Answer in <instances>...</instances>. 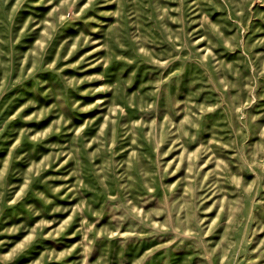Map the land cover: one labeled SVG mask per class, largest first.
Returning a JSON list of instances; mask_svg holds the SVG:
<instances>
[{
  "label": "rangeland",
  "instance_id": "obj_1",
  "mask_svg": "<svg viewBox=\"0 0 264 264\" xmlns=\"http://www.w3.org/2000/svg\"><path fill=\"white\" fill-rule=\"evenodd\" d=\"M0 264H264V0H0Z\"/></svg>",
  "mask_w": 264,
  "mask_h": 264
}]
</instances>
